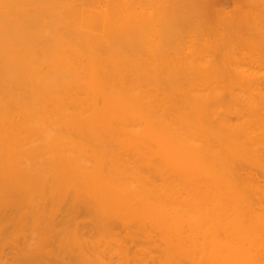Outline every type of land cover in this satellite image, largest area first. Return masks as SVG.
<instances>
[{"label":"bare ground","instance_id":"obj_1","mask_svg":"<svg viewBox=\"0 0 264 264\" xmlns=\"http://www.w3.org/2000/svg\"><path fill=\"white\" fill-rule=\"evenodd\" d=\"M257 1L0 0V264H264Z\"/></svg>","mask_w":264,"mask_h":264},{"label":"rangeland","instance_id":"obj_2","mask_svg":"<svg viewBox=\"0 0 264 264\" xmlns=\"http://www.w3.org/2000/svg\"><path fill=\"white\" fill-rule=\"evenodd\" d=\"M251 4H250V13L251 16L252 14L256 15V12H260L261 6H260V2H258L257 0H251ZM233 6L235 7V9H237L240 6V0H219L217 7H224V9H229L231 10L233 8ZM250 16V17H251ZM254 22V21H253Z\"/></svg>","mask_w":264,"mask_h":264}]
</instances>
